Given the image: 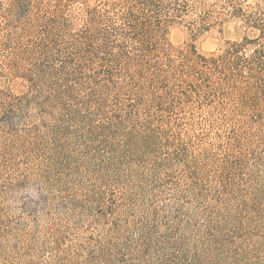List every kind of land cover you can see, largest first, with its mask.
<instances>
[{
	"label": "rangeland",
	"instance_id": "374dc122",
	"mask_svg": "<svg viewBox=\"0 0 264 264\" xmlns=\"http://www.w3.org/2000/svg\"><path fill=\"white\" fill-rule=\"evenodd\" d=\"M115 1L0 0V264H264V128L235 136L218 100L136 108L91 76L70 32ZM200 1L168 42L205 54L264 29V0Z\"/></svg>",
	"mask_w": 264,
	"mask_h": 264
},
{
	"label": "trees",
	"instance_id": "16d2710c",
	"mask_svg": "<svg viewBox=\"0 0 264 264\" xmlns=\"http://www.w3.org/2000/svg\"><path fill=\"white\" fill-rule=\"evenodd\" d=\"M194 1L118 0L101 9L85 7L82 23L70 37L75 49L85 53V61L98 64L91 76L105 74L118 95L133 96L130 102L136 108L143 104L147 110L161 109L167 102L193 100L213 105L218 100L213 108L229 104L233 114L241 115L229 129L235 136L264 128V44L260 41L264 29L253 24L259 31L255 38L228 41L223 49L205 54L193 44L176 47L166 39L167 28L200 7L191 4ZM229 5V14L240 18L243 7ZM44 22L50 33L56 24L65 26L66 19L54 14ZM1 38L0 47L6 46L8 35ZM63 69L68 81L72 72L65 66ZM69 88V84L58 85L53 97L69 96ZM154 139L153 129L143 134L132 130L127 146L147 147Z\"/></svg>",
	"mask_w": 264,
	"mask_h": 264
}]
</instances>
